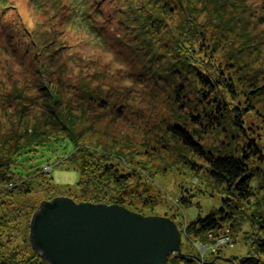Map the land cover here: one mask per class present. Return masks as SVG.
<instances>
[{
	"label": "rangeland",
	"instance_id": "1",
	"mask_svg": "<svg viewBox=\"0 0 264 264\" xmlns=\"http://www.w3.org/2000/svg\"><path fill=\"white\" fill-rule=\"evenodd\" d=\"M119 1L127 18L119 16L121 22L113 14ZM138 2L102 0L95 13L94 8H86L90 0H6V7L12 9L0 12L5 28L0 33V153L4 147L10 151L24 144L30 136L45 141L61 137L60 121H65L75 136L82 135L81 144L116 166L114 173L137 171L159 193V206L138 200L131 208L141 207L144 214L133 212L166 217L177 225L181 247L170 264H185V257L195 264H264L260 251L264 243V0H148L146 10L153 17L145 21L159 22L150 30L146 24L139 30L140 15L131 10ZM13 13L43 36L36 35L32 43ZM108 15L106 24L103 18ZM188 19L195 21L205 38L203 45L211 49L208 54L234 86L237 100L231 101L220 89L219 102L245 108L243 132H236L229 114L221 126H209L201 114L206 97L194 71H183L182 57L176 52ZM51 29L59 32L61 51L56 55L63 70L49 63L55 58L50 54L56 53L50 51L52 47L41 55L33 48L50 40ZM2 39L9 41V49ZM186 46L197 51L191 42ZM52 86L53 92L62 93L61 102L51 104L48 99ZM57 109H61L58 115ZM204 111L211 112L208 106ZM200 114L203 126L194 121ZM57 118L64 120L58 123ZM174 126L195 135L215 155L232 152L249 157L252 198L248 203L233 199L237 213L212 246L193 240L189 233L186 236V226L229 199L224 188L209 178L207 163L175 137ZM248 142L257 144L256 154L247 148ZM72 151L67 139L41 146L19 158L15 172L24 177L42 168L50 172L55 185L73 186L79 179L77 170L56 168ZM180 197H188L187 207Z\"/></svg>",
	"mask_w": 264,
	"mask_h": 264
},
{
	"label": "trees",
	"instance_id": "2",
	"mask_svg": "<svg viewBox=\"0 0 264 264\" xmlns=\"http://www.w3.org/2000/svg\"><path fill=\"white\" fill-rule=\"evenodd\" d=\"M90 1V5L86 8H89L90 6L94 8L93 11L95 13L96 11H99L96 6L102 0ZM138 3L137 8H135L136 10H131L136 13V16L138 13L140 15L142 27H139V30L143 28L144 24H146V27H148L149 30L150 27L153 29L156 28L159 23L158 19L153 18L147 22L145 21L147 16L153 17L146 10L148 0H139ZM122 4H124L123 1L117 4L113 10V14L116 12L115 15L118 16L119 22L122 21L119 19V16L126 18V15L124 16L123 14L124 9L121 7ZM9 8L12 9V7H6V0H0L1 13L6 12ZM70 11L71 10H69V12ZM13 18L17 21L26 37H30L29 40L32 43L34 42V37L36 35L43 36L40 31H33L30 24L27 25L23 22L17 13H13ZM110 18L111 16L109 15L106 18L104 16V23H109ZM261 20H264V18L262 17ZM194 22L195 21L192 19L187 20V23L183 28V34L177 39L176 52H180L182 57L181 64L184 67L183 71L187 72V74L194 71L193 77L199 83L200 90L203 91V96L206 97L201 114L206 118L209 126H221L229 114L236 132H243V116L245 115L243 112H245V108L237 105L230 107L229 105L221 104V101L219 102L218 90L225 89L230 96L231 101L237 100L236 92L233 84L226 80L221 65L215 61L211 54H208V51L211 49H208L207 45H203L205 38L198 33L194 26ZM0 28H3L0 29V33H3L5 28L1 25V18ZM63 32L64 30H62L61 33ZM258 34L259 36L262 35L260 31ZM58 36L59 32L51 29L49 35L50 40L42 43V45L36 44L33 48L35 49V53L41 55L46 53L45 51L52 47L50 51L56 53L50 54L51 57L54 56L55 58L53 57L54 60L48 59L49 63L54 64L61 69L63 64L61 63L60 58L57 57L58 55H56L57 52L61 51V44L57 40ZM2 41L6 44L5 47L9 49V41L7 42L3 39ZM190 42L193 44V48L197 49L196 52L191 50L192 47H190V50H186L188 48L186 44ZM56 45L58 49H56ZM61 70H63V68ZM51 88L48 90L49 93H47L51 104H53L54 101L61 102L60 96H62V93L53 92L55 86H52ZM254 92H256V90H254ZM251 94L256 96L254 93ZM210 97L214 98L212 101H215V104L210 103ZM102 106L105 107V104ZM206 106L211 110L210 113L204 111ZM60 111L61 109L55 110L56 115H58ZM201 114L199 119L198 117H194L195 124L199 126H203V124L200 123V119L203 117ZM204 117L201 121L204 120ZM57 120L59 123V120L64 119L57 118ZM66 120L69 122V117H67ZM60 126L62 127L64 134L61 137H53L48 141H45L46 139L44 138L30 136L28 140L26 139L27 141L25 140L24 144L16 145L10 151H8L6 147L1 149L0 264H47L31 249L28 240L29 221L31 215L41 201H50L57 196H66L76 203L89 202L95 204H117L125 208H130L132 211L141 214L143 213V211H141L142 209H139L141 207H137L136 209L131 208L135 202L138 203V200H141V202L144 201V204H151L148 206L152 207H155L154 205H160L161 197L159 196V193L155 190L153 185H151L143 176L139 175L137 171L121 169L123 172L114 173L116 166L109 162L106 159V156L96 155L92 149L81 144L82 135L75 136L73 131L67 127L65 121H60ZM172 133L188 150L207 163L209 166V178L219 187L224 188L229 199H223L218 208L210 210L204 216L198 214L196 218L189 221L186 226V236H188L187 233H189V235L195 237L193 240L197 242L202 241L204 242L203 244H207L208 242L206 241H209L212 246V244H214L213 241L216 242L218 240L217 238L221 236L220 233L223 226L230 224L237 213V207L235 204L234 206L231 205L233 199L239 203H248L252 198L251 176L248 165L249 157L246 155H234L232 152L231 154H228L227 152L223 155H215L213 152L205 150L201 143L195 140V135L178 126L172 127ZM65 139L72 143L73 151L62 161H59L56 164V168L77 170L79 173V179L75 185H66L64 187L55 185L50 172L45 173L42 171V168L27 173L24 177L17 175L15 168L18 166V159L23 155L37 152V149L41 146L57 143ZM246 145L252 154L258 152V146L256 143L248 142ZM17 177L19 178L18 180L15 179ZM180 199V202H182L185 207L189 205L188 197H180ZM228 201L231 203H228ZM144 207L142 206V208ZM179 234L181 238L182 234L180 231ZM260 247V251L264 253V243L260 244ZM172 254L173 253L168 256L166 264H170ZM182 261L188 264H195L189 257L183 258ZM204 264L208 263L204 262ZM244 264H248V261H244Z\"/></svg>",
	"mask_w": 264,
	"mask_h": 264
},
{
	"label": "water",
	"instance_id": "3",
	"mask_svg": "<svg viewBox=\"0 0 264 264\" xmlns=\"http://www.w3.org/2000/svg\"><path fill=\"white\" fill-rule=\"evenodd\" d=\"M28 240L47 264H166L181 238L169 218L61 196L38 205Z\"/></svg>",
	"mask_w": 264,
	"mask_h": 264
}]
</instances>
